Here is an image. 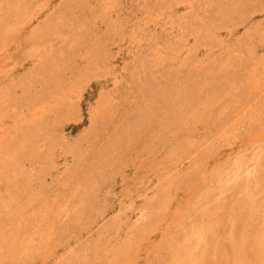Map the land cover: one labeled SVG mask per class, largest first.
<instances>
[{"label": "rangeland", "instance_id": "1", "mask_svg": "<svg viewBox=\"0 0 264 264\" xmlns=\"http://www.w3.org/2000/svg\"><path fill=\"white\" fill-rule=\"evenodd\" d=\"M0 264H264V0H0Z\"/></svg>", "mask_w": 264, "mask_h": 264}]
</instances>
